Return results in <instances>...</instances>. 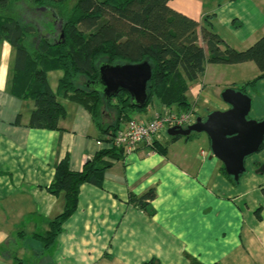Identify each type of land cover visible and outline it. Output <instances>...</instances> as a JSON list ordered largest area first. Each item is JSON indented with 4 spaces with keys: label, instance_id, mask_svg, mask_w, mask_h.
<instances>
[{
    "label": "crops",
    "instance_id": "0c3cea01",
    "mask_svg": "<svg viewBox=\"0 0 264 264\" xmlns=\"http://www.w3.org/2000/svg\"><path fill=\"white\" fill-rule=\"evenodd\" d=\"M240 1L172 0L169 6L199 24L200 45V26L209 18L213 31L241 50L264 35V0H256L257 7L247 0L239 13ZM227 27L235 44L222 32ZM48 38L53 35L38 33L33 44ZM15 54L0 39V264H12L15 257L24 264H264V142L246 159L245 173L235 183L212 155L205 134L158 140L167 147L166 155L140 147L119 160L107 159L111 166L101 185L80 187L75 213L54 245L44 250L35 236L45 234L64 208V195L48 192L56 165L67 158L69 168L80 171L109 145L99 142L90 111L59 94L61 70L46 72L50 90L66 110L59 130L31 128L34 103L18 97L28 86L16 77ZM247 71L252 78L244 80ZM258 75L251 62L208 64L204 75L189 84L187 103L196 115L206 111L201 118L226 111L221 93ZM85 83L82 79L81 86ZM245 93L251 98L249 118L264 119V79ZM175 108L154 102L130 119L147 121L158 112H178ZM102 115L105 123L114 122L112 110L102 109ZM151 189L154 200L141 208L134 199Z\"/></svg>",
    "mask_w": 264,
    "mask_h": 264
},
{
    "label": "trees",
    "instance_id": "16d2710c",
    "mask_svg": "<svg viewBox=\"0 0 264 264\" xmlns=\"http://www.w3.org/2000/svg\"><path fill=\"white\" fill-rule=\"evenodd\" d=\"M20 1L26 2V5H35L36 2L43 5L38 0H0V10L11 11ZM45 1L50 5L47 9L56 10L59 15L60 35L63 38L41 39L34 51L32 45L37 41L38 34L35 26L16 16H5L0 22V39L16 50V77L23 79L28 86L18 97L34 103L29 119L31 128L59 130L58 122L66 114L47 83L46 72L50 70L63 72L59 94L90 111L99 132V142L107 145L112 144L120 124L126 119L131 120V113L145 110L154 99L167 109L176 106L179 112L191 110L186 92L190 83L204 75L208 64L253 63L259 75L235 89L243 93L247 87L253 88L264 79V35L248 48L236 50L213 31L207 18L200 26L203 41V45H200L197 34L199 24L170 8L172 0ZM70 1H73L72 7L66 11L64 4ZM144 61L150 64L152 72L148 85L149 97L144 107L133 106L126 93L106 98L96 89L101 65L139 64ZM82 79L86 81L85 86H81ZM102 109L114 112L113 123L104 122ZM177 139L171 138L170 141ZM144 147L160 155L167 154V147L157 141ZM124 156L120 149L111 145L85 162L80 171H72L67 158L56 165L48 192L53 196L63 194L64 208L49 222L45 234L35 236L44 250L54 245L63 224L75 213L80 187L83 184L100 186L104 173L111 166L107 159L119 160ZM228 178L233 180L230 176ZM261 193L264 196V187ZM155 196L151 189L134 201L143 208ZM12 264L24 263L15 257ZM147 264L160 263L152 261Z\"/></svg>",
    "mask_w": 264,
    "mask_h": 264
},
{
    "label": "water",
    "instance_id": "95a60500",
    "mask_svg": "<svg viewBox=\"0 0 264 264\" xmlns=\"http://www.w3.org/2000/svg\"><path fill=\"white\" fill-rule=\"evenodd\" d=\"M96 89L110 98L126 93L133 106L142 108L148 101L151 66L147 61L139 64L101 65ZM226 111H213L205 118L198 117L195 124L185 129L171 128V138H187L205 134L210 141L212 155L219 160L228 176L235 182L245 173V161L258 153L264 142V119L248 118L251 98L239 90L228 88L221 93Z\"/></svg>",
    "mask_w": 264,
    "mask_h": 264
},
{
    "label": "built area",
    "instance_id": "2783aa9c",
    "mask_svg": "<svg viewBox=\"0 0 264 264\" xmlns=\"http://www.w3.org/2000/svg\"><path fill=\"white\" fill-rule=\"evenodd\" d=\"M196 113L189 111H162L155 113L150 120H128L120 127L112 144L120 149L124 155L135 153L140 147L152 144L161 138L169 137L171 128H187L196 122Z\"/></svg>",
    "mask_w": 264,
    "mask_h": 264
},
{
    "label": "rangeland",
    "instance_id": "374dc122",
    "mask_svg": "<svg viewBox=\"0 0 264 264\" xmlns=\"http://www.w3.org/2000/svg\"><path fill=\"white\" fill-rule=\"evenodd\" d=\"M35 1H37V0H35ZM38 1H42L43 5H39L37 2L35 5H33V4L26 5V2L20 1L19 4H17L16 6L11 8V11L8 10V11L3 12L0 10V22L3 21V18L5 16L6 17L7 16H11V17L16 16L17 18L20 17L21 20H23L24 22L30 23L31 25L35 26L38 30L39 35L45 34L47 36L48 34H52L53 37H56L57 40L59 39L58 38L59 36H61V38H63V35L62 34L60 35L61 21H60V19H58L59 15L57 14V11L56 10L53 12H49V10L46 11L47 6H50V5L47 4L45 0H38ZM242 1H240L239 4H237V10L239 13L241 11L243 12L244 7L248 6L247 4L249 1H250V3H254V5L256 7L258 6V3L256 0H249V1L245 0L243 2ZM72 4H73V1H70V2H67L66 4H64V8H66V11H69L71 9ZM37 8H42V10L41 9L35 10ZM33 9H34V11H33ZM227 29H230V28L227 27V28L223 29L226 31H222V32H224V34H226L228 40H230L231 42H233L235 44V42L232 40V35H230V33L227 31ZM233 29L231 31H233ZM260 37L261 36H259L257 38H260ZM36 47L37 46H35V43H34L32 45V48L34 51H35ZM238 48H244V45H241V47H239V45H238ZM241 50H244V49H241ZM231 76L239 78V75L235 76V75L231 74ZM251 76H252V73L247 71L243 74L242 78H244V80H249L252 78ZM220 88H224V87H220ZM154 102L156 105L159 104L157 100H154L150 104V106H153ZM221 103L223 104V102H221ZM175 109L178 110L177 107ZM191 109H192V107H191ZM204 113H206V111L204 109H203V111H199V113L197 112L196 118L201 117ZM248 118H249V116H248ZM165 139L168 140V139H171V137H166Z\"/></svg>",
    "mask_w": 264,
    "mask_h": 264
},
{
    "label": "flooded vegetation",
    "instance_id": "af4514ba",
    "mask_svg": "<svg viewBox=\"0 0 264 264\" xmlns=\"http://www.w3.org/2000/svg\"><path fill=\"white\" fill-rule=\"evenodd\" d=\"M40 9L42 10V8H37V9H35V10H40ZM47 10H49L50 12H53V11H54V10H52V9H46V11H47ZM33 11H34V9H33Z\"/></svg>",
    "mask_w": 264,
    "mask_h": 264
}]
</instances>
